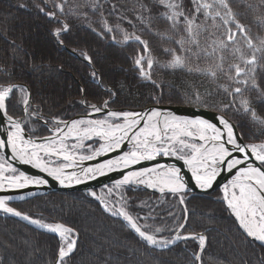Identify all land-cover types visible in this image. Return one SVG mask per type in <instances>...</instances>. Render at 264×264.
<instances>
[{
	"label": "trees",
	"instance_id": "16d2710c",
	"mask_svg": "<svg viewBox=\"0 0 264 264\" xmlns=\"http://www.w3.org/2000/svg\"><path fill=\"white\" fill-rule=\"evenodd\" d=\"M176 2L181 4L177 11L183 10L189 19L194 16L195 24L201 25L194 28L198 47L189 43L184 17L173 28L162 15L171 14V10L159 0H0V86L24 84L29 88V109H34L35 117L26 120L25 130L33 137L49 135L48 124L86 115L91 105L104 106L105 101L120 111L184 105L220 112L237 125L246 142L264 143V124L253 120L252 113L241 104V100H248L249 107L264 119V67L260 66L264 60L259 61L255 72L259 91L252 88L251 80L246 86L229 79L234 75L230 65L246 67L240 53L232 49L241 48L245 57H250L253 50L238 33L236 43H229L222 53L223 71L217 69L221 52L217 50L209 56L204 50L211 52L217 47L214 41L227 40L228 29L235 31V26L223 25L219 17H205L203 9L196 12L192 0ZM198 2L213 4V0ZM228 2L253 43L259 46L264 38V2ZM217 9L218 5H214L208 11ZM219 10L223 14L224 10ZM50 12L54 17L46 15ZM64 24L68 30L55 35V30ZM125 35L141 37L148 42L149 51L134 38L125 41ZM182 37L183 48L177 43ZM188 48L191 52L185 51ZM165 49L182 56L186 67H165L173 59V52ZM197 52L198 56L193 55ZM140 56L144 57L142 65L150 79L142 76L135 64ZM148 58L154 61L151 69ZM189 67L205 71H189ZM209 68L216 71L215 78L206 71ZM236 87L243 91L231 94ZM20 89H15L7 101L8 113L14 118L24 116L27 90ZM222 196L220 190L189 193L181 204L178 195L161 196L128 187L122 193L126 210L139 218L142 227L147 225L150 233L161 229L155 233L157 237L171 240L180 230L184 236L203 234L207 244L201 264H264V247L242 233ZM11 206L34 219L73 229L72 235L78 236L77 246L64 264H198V239L154 248L85 192L51 193L12 202ZM180 224L185 227L179 228ZM61 246L58 236L0 212V264H55Z\"/></svg>",
	"mask_w": 264,
	"mask_h": 264
},
{
	"label": "snow or ice",
	"instance_id": "6c2138e0",
	"mask_svg": "<svg viewBox=\"0 0 264 264\" xmlns=\"http://www.w3.org/2000/svg\"><path fill=\"white\" fill-rule=\"evenodd\" d=\"M264 2V0H262ZM159 3L164 5L166 8L171 10V14L168 12L162 15L172 22V27L176 28L177 24L180 22V17H184V22L186 25V31L189 34V43L199 46V41L196 39V33L194 28H200L201 25L195 24V17L189 19L185 16L184 11L181 9V4L177 3L176 0H159ZM192 3L196 5V12L204 10L205 17L212 16L213 20L217 17L222 21L223 25H234L235 31L231 28L228 29L227 40L214 41L213 43L217 46L212 49L211 52L204 50L205 55H215L217 50L221 52L219 56L220 63L216 65L217 69L223 71V51L228 49L229 43H236V35L239 33L243 36L246 41V45L249 49H252V54L250 57H245L241 48L235 47L232 49L234 53H240V58L246 67H241L240 64L230 65V69H234V75H229V79H233L236 83L248 85L249 80H251L252 88L259 91V86L255 78L256 67L260 60H264V56L258 57L257 52L264 53V38L260 40L259 46L253 43L252 38L248 35V29L244 24H241L236 18V14L233 12L228 0H213V4L206 2L200 3L198 0H192ZM214 5H218V9L214 12L208 11L212 9ZM58 7H60L58 5ZM219 9H223V14ZM50 17H54V13H46ZM217 27L219 25H216ZM68 25L64 24L62 29H56L55 35L59 36L62 31H67ZM111 31V29H108ZM166 35V33L161 34ZM130 38H134L139 41L143 46L145 51H149L148 42L141 39L139 36L129 37L125 35L124 40L127 41ZM62 43V41H61ZM184 47L183 37L177 41ZM166 52H173V59L169 61L165 67L172 68H182L186 67L185 59L180 55H175L173 49H165ZM185 51L191 52V49H185ZM85 57L90 61L91 57ZM193 55H199V53H193ZM142 60L143 56H140L135 60V64L140 68V74L147 79H150V75L144 71ZM153 59H147L148 69L153 67ZM251 67H247V66ZM264 67V64L260 65ZM189 71H205L200 68H191ZM210 76L216 77V71L211 68L206 70ZM95 76V73H93ZM241 76L244 79H239ZM18 87L15 85H9L7 87L0 86V112H3L7 117V120L11 123L13 131L8 133L7 145L11 146L13 157L21 160L22 163L32 164L34 167L41 169L54 179L58 180L61 184L68 182L71 184L75 182L80 184L85 179H94L97 174L103 175L104 170L112 171L114 168L118 167H128L129 165H135L142 160H153L158 155L164 156H176L178 159H183L184 163L192 170V174L195 177L197 185L201 189L211 188L213 181L216 179L221 168L227 166V170L231 171L238 165L243 164L249 158V152L256 160L260 161L261 165H264V143L261 144H241L237 142V138L233 133V126L228 120L223 117H219L220 124L226 130V139H224V133L216 124L209 123L207 120L203 119H188L186 117L175 116L171 112L161 113L159 109H152L148 113H135V112H113L108 113L109 118H119L124 119L123 124H110L108 123V118L104 120H90V121H73L70 130L77 128L78 125L87 124L88 127L78 130V135L80 132L83 133L84 137L89 135H99L104 138L107 142L102 144L100 149H97L94 156L100 155L102 152L112 151L114 148H119L123 140L128 137V133L133 129L137 128L138 125L143 122V127L139 128V131L131 137L132 140L137 141L133 146V150L125 152L122 156L117 157L115 160H108L103 164L97 165L95 168H83L81 175H77L76 172H66L65 169L70 167V165H62L60 167H49L48 162L44 160L40 151H43L46 155H50L55 151L53 145L55 141H50L43 144H36L31 140H26L22 135V128L19 121L13 119L12 116L7 114V104L6 101L13 94L14 89ZM223 87V86H222ZM21 92L26 90L21 88ZM227 91V87L224 88ZM243 91L242 88L236 87L233 89L231 94H240ZM197 101H199V93H196ZM23 103L28 104V99L25 97ZM241 104L246 112L252 113L253 120H257L264 124V119L258 117L253 109L249 107L248 100H241ZM105 107H107V101L104 102ZM91 107L96 111H102L101 108L96 105H91ZM227 107V105L225 106ZM27 111V107L25 108ZM163 117V133L160 127L159 119ZM171 130L173 135L168 136L167 131ZM211 131L212 135L208 136L206 133ZM59 131V129H57ZM120 133V135H117ZM196 133H199V139L207 142L211 140L213 142L211 148H205L204 145L197 146L196 144H188L186 140L181 139L184 137H193ZM143 137V139H141ZM83 138V137H82ZM151 138V139H150ZM180 145V147H177ZM226 145H231L232 149L226 147ZM5 146V141L0 140V148ZM64 145L61 144V148ZM186 148L192 150L191 156L186 157L181 153L184 152ZM232 151H238L244 153L243 159L234 158L232 156ZM4 158L0 156V161ZM65 160L72 159L69 155H64ZM81 160H91L93 156H82ZM9 169L13 173L16 172L15 168L8 165ZM161 169H164L161 171ZM4 165L0 163V188L5 187V182L9 188H25L29 184L42 185L47 184L48 181L42 177H29L25 173L20 172L19 175L4 176ZM83 177V179H82ZM131 182L138 184H147L148 187L156 188L159 186V191L161 193L165 192L167 189L171 194L179 196L180 203H184V193L187 189V185L183 182L180 176V169L175 166H169L165 168L163 165H156L153 168H142L139 171L129 172L123 177L122 180L116 181L114 187L121 185H127ZM229 184L233 189H239V195L237 196L235 191L232 192V196L228 197V185L224 186L225 197L228 207L232 210V213L237 218L239 225L248 236L254 237L256 240L264 242V171L259 167H254L252 164H248L247 167H241L236 172L235 177L229 181ZM109 193L112 189H108ZM91 195L96 196L93 192ZM24 197H12V196H0V210L5 213H10L14 216L20 217L21 219L28 220L30 223L38 225L40 228H44L50 232L57 233L62 241H66V247L61 246L59 249V260L58 264H64L65 257L69 256L75 247L76 240L70 239V234L73 233V229L64 226L63 224H48L44 223L42 220L33 219L26 213L18 211L16 208L9 206V201L12 199H23ZM100 200L101 204L104 205L105 210L110 211L113 216H120L127 222V226L132 229L138 236L147 242L148 245H153L157 247H167L169 244H174L177 240L188 239L189 236L181 237L177 234L171 240H161L158 239L155 233L161 231L160 228L155 229V233H150L146 229L147 225L143 227L139 224L138 217H134L130 214L124 206L120 208H109L108 204L105 203L101 197L96 196ZM184 224H180L179 228H184ZM192 239H198L201 252L205 248L206 237L202 234L194 235L190 234ZM197 260L201 259L200 254H195Z\"/></svg>",
	"mask_w": 264,
	"mask_h": 264
},
{
	"label": "water",
	"instance_id": "95a60500",
	"mask_svg": "<svg viewBox=\"0 0 264 264\" xmlns=\"http://www.w3.org/2000/svg\"><path fill=\"white\" fill-rule=\"evenodd\" d=\"M12 85L18 86L15 89L22 87V88H25L27 90L28 104L24 105V108H23L24 116L22 118H18V119L13 118V119L20 122L21 128L23 130L22 135L24 136V138L26 140H31L32 142H34L36 144H43V143H47V142H50L53 140L55 141L56 144L70 143V142L79 141V140H92V141L99 142L100 145L97 149H100L101 145L105 144L107 142L104 138H102L99 135H89L87 137H84L82 132H80L78 135V131L74 134H68L67 132H68L69 125L73 121L97 120L96 118H99V117L108 118L111 120H118V122H116V123L108 122L110 124H123L125 121L122 117L109 118L108 113L110 111H113V112L148 113L152 109H159L161 111V113L171 112L175 116L186 117L190 120H192V119L207 120L209 123L216 124V126L218 128H220L221 131L224 133L223 138L226 139V130L223 128V125L220 124V121H219V117H223L224 119L228 120L230 124H232L233 133L237 138V142L241 143V144H249V143H246V141L244 140L243 136L241 135V133L238 130L237 125L232 120L227 118L224 114L217 112V111H214V110L205 109V108L194 107V106H180V105H153V106H148L146 108H143V109L137 110V111L115 110V109L110 108L108 106V104H107V107H105V105L104 106L96 105L97 107L101 108L102 111L96 112L91 107L90 112L86 115H79V116H76V117H74L70 120H66V121H56L58 123V126H56V127H53V126L48 124L47 126H48L49 132H50L49 135H46L43 137H32L24 128V119L26 117L25 108L27 107V109H28L29 105L32 106L31 92H30L29 88L24 84H12ZM11 96L8 98V100L11 98ZM7 101H6V104H7ZM7 114H8V107H7ZM158 119H159L160 127H161V130L163 133V117L161 116ZM8 122L9 121L7 120V117L4 115V113L0 112V140L5 141V146L3 148H0V155L5 158L7 163H9L12 167H14L18 171L17 175H19L20 172H23L29 177H42L43 179H46L48 181L47 184H42V185L29 184L25 188H9V187H7V183L5 182V187L0 188V196H12V197H21L22 196V197H24L23 199H12L8 202L9 204L12 202H21V201L32 199L34 197L44 196L47 194L58 193V192L81 191V192H88V193H93V192L96 193V191H95L96 189H99V188L104 187V186L115 185L116 181L122 180L123 177L125 175H127L129 172L139 171L142 168H153L156 165H163V166H165V168H167L169 166H175L176 168L180 169V176L182 177L183 182L187 185L186 191L184 193H182L183 196H185L186 194H189V193L190 194L191 193L192 194H209V193H213L217 190H220L223 193V198L221 200L227 205V201L224 199V197H225L224 186L228 185V187H232L229 184V181H231L235 177L236 172L239 170V168L247 167L248 164L250 163L254 167H259V168H261L262 171H264V165H261L260 161L256 160L255 157L252 156L251 153L249 152V158L243 164L238 165L236 168H233L231 171L227 170L226 165L223 166L221 168L219 174L217 175L216 179L213 181L212 187L208 188V189H201L196 183L195 177L192 174V170L184 163L183 159H178L176 156H171V155H169V156L158 155L153 160H142L139 163H137L135 165H129L128 167H118V168H114L112 171H108L107 169H105L103 175L97 174L94 179H85L80 184H76L75 182H72L71 184H69L68 182H65V184H61L58 180H56L53 177L46 174L47 172L44 173V172L40 171L38 168L34 167L32 164L22 163L20 159L13 157L11 146L7 145L8 133L11 132V129H13L12 126H10V125L8 126ZM143 126H144L143 122H141V124L138 125L137 128L130 131L128 137L122 141L121 146L119 148H114L112 151H108V152H102L98 156H94L92 154L91 156H93V159H91V160H81V159H75V158H72L70 160H65L64 157H59V156H55V155L53 157L56 158V160L61 162V163H65L67 165H70V167L65 169L66 172H73L74 171L77 173V175H81V171L83 168H89V167L95 168L99 164H103L108 160H115L117 157L122 156L125 152H129V151L133 150V146L136 144V142H133L131 137L135 134V132L139 131L140 127H143ZM57 129H59V131H57ZM209 134L210 135H208V136L212 135L211 131ZM117 135H120V133H117ZM191 138H193V140L197 143V146L203 144L205 148H211L212 147L213 142L211 140H208L207 142L200 140L199 139V133H196L195 137H191ZM141 139H143V137H141ZM226 147H228L231 151V149H232L231 145H226ZM190 156H191V154L189 156H186V157L190 158ZM232 156L234 158L243 159L244 153H240L238 151H232ZM56 167H60V166H56ZM163 170L164 169H161V171H163ZM4 176H9V175H4ZM82 179H83V177H82ZM121 186H128V187H133L136 189H144V190H147L153 194H157V195H161V196L173 195L167 189H165L164 193H161L159 191V186L156 188H152V187H148L147 184H138L135 182H131L127 185H121ZM177 195L180 196L181 194H177ZM98 201L100 202V200H98ZM227 207H228V205H227ZM228 209L232 212V210L229 207H228ZM0 212L5 213L2 210H0ZM6 214L12 215L10 213H6ZM15 217H17V216H15ZM117 217L124 220L120 216H117ZM234 217H235V215H234ZM18 218H20V217H18ZM235 219L239 225V222H238L236 217H235ZM22 220H24V219H22ZM24 221L30 223L28 220H24ZM30 224H32V223H30ZM32 225L35 226L36 228L42 230V231H46L48 233L54 234V235L59 237V235L57 233H53V232H50L44 228H40L38 225H35V224H32ZM240 229H241L242 233L251 242H254V243L264 247V242L256 240L254 237L248 236L243 228L240 227ZM177 234H179L181 237H185L184 235L181 234V230L178 231L176 233V235ZM194 235H200V234H194ZM189 239H192L191 235H189L188 240ZM75 240H76V244H75L74 249L77 246L78 236H76ZM182 240H186V239L177 240L174 244H169L167 247H171V246L177 244L178 242H180ZM206 244H207V239L205 242V247H206ZM150 246L155 247V248H159V249L160 248H167V247H157V246H153V245H150ZM202 253L203 252H201V249H200L198 254L202 255ZM67 257H65V259ZM58 260H59V257H58L55 264H58ZM197 262H198V264H201V259L197 260Z\"/></svg>",
	"mask_w": 264,
	"mask_h": 264
},
{
	"label": "rangeland",
	"instance_id": "374dc122",
	"mask_svg": "<svg viewBox=\"0 0 264 264\" xmlns=\"http://www.w3.org/2000/svg\"><path fill=\"white\" fill-rule=\"evenodd\" d=\"M182 106H184V105H182ZM9 114V113H8ZM10 115V114H9ZM11 116V115H10ZM35 117V112H34V109L33 110H31V109H27V111H26V117H25V119H24V123L26 122V120H28L29 118H34ZM14 118V117H13ZM15 119H18V118H15ZM102 119H104V118H102ZM108 121L109 122H112V123H114L115 122V120H109L108 119ZM58 124L56 123V124H54V125H51V126H53V127H56ZM88 126V125H87ZM171 132L172 131H167V135L168 136H171ZM210 133V131H208L207 133H206V135H210L209 134ZM242 135V134H241ZM193 137H195V135L193 136ZM183 139L184 140H186V142L188 143V144H196L197 145V143L193 140V138H191V137H184L183 136ZM245 140V139H244ZM246 143H248V142H246ZM249 144H256V143H249ZM258 144H261V143H258ZM63 145L66 147V149H68L70 152H73V153H77V154H79V155H82V156H84V155H88L87 153H89V152H91V151H94V148L93 147H90V146H87V145H85V142H82V143H78V144H76V143H63ZM177 147H180V145H177ZM96 149V148H95ZM192 153V150L191 149H189V148H186L185 150H184V152L183 153H181L182 155H185V156H189L190 154ZM45 160L48 162V164L49 165H51V166H53V167H56V166H60V165H62L61 164V162H59V161H57L56 160V158H54V157H50V156H46L45 157ZM0 163H2L4 166H7L6 165V163H5V161H4V159L2 160V161H0ZM4 173V172H3ZM10 174V173H9ZM8 175V174H7ZM122 193H123V191H122V189H114V190H112V192L111 193H109V191L108 190H102L101 192H100V194H101V197L103 198V200L105 201V203H107L108 204V206H109V208H120V207H122V206H124V203H123V201H122V199H121V197H120V195L122 196ZM235 193H236V195L238 196L239 195V190H235ZM231 198V197H230ZM11 207V206H10ZM158 239H161V240H166V239H164V238H159V237H157ZM70 239H73V236H72V234H70ZM61 242H62V246H64V247H66V244H67V242L66 241H62L61 240Z\"/></svg>",
	"mask_w": 264,
	"mask_h": 264
},
{
	"label": "bare ground",
	"instance_id": "6f19581e",
	"mask_svg": "<svg viewBox=\"0 0 264 264\" xmlns=\"http://www.w3.org/2000/svg\"><path fill=\"white\" fill-rule=\"evenodd\" d=\"M11 126V123L10 122H8V126ZM71 126H72V123L69 125V127H68V134H74V133H76L78 130H80V129H83L84 127H83V125L81 124V125H78L77 126V128H75V129H72V130H70V128H71ZM11 131H13V129H11ZM169 131V130H168ZM171 131V130H170ZM128 135H129V133H128ZM171 135H173V133L171 132ZM181 139H183V136H181L180 137ZM151 139V138H150ZM133 142H137V141H135V140H132ZM76 144H78V143H76ZM53 147L55 148V151L54 152H52L49 156H51V157H53L54 155L55 156H59V157H64V155H69V156H71L72 158H75V159H80L81 157H82V155H79V154H77V153H73V152H70L68 149H66V147L64 146L63 148H61V144H54L53 145ZM40 155H41V157L45 160V157L46 156H48V155H46L43 151H40ZM49 165V164H48ZM63 165H65V164H63ZM49 167H53V166H51V165H49ZM53 168H55V167H53ZM39 169V168H38ZM40 171H42L41 169H39ZM11 171V169H9V167H6V166H4V173L3 174H6V173H8V172H10ZM42 172H44V171H42ZM44 173H46V172H44ZM47 174V173H46ZM235 190H239L238 188L237 189H233L232 187H230V188H228V197L230 198L231 196H232V192L233 191H235Z\"/></svg>",
	"mask_w": 264,
	"mask_h": 264
}]
</instances>
